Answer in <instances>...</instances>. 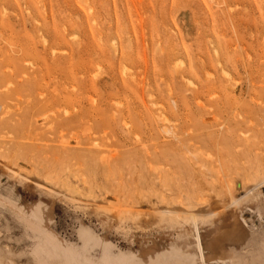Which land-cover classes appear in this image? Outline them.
Returning <instances> with one entry per match:
<instances>
[{"label": "rangeland", "instance_id": "rangeland-1", "mask_svg": "<svg viewBox=\"0 0 264 264\" xmlns=\"http://www.w3.org/2000/svg\"><path fill=\"white\" fill-rule=\"evenodd\" d=\"M0 264H264V0H0Z\"/></svg>", "mask_w": 264, "mask_h": 264}, {"label": "bare ground", "instance_id": "bare-ground-1", "mask_svg": "<svg viewBox=\"0 0 264 264\" xmlns=\"http://www.w3.org/2000/svg\"><path fill=\"white\" fill-rule=\"evenodd\" d=\"M193 219L195 220L196 218H195V217H193Z\"/></svg>", "mask_w": 264, "mask_h": 264}]
</instances>
